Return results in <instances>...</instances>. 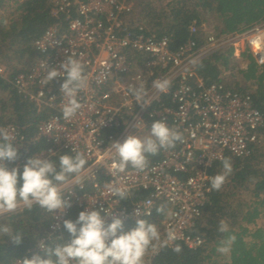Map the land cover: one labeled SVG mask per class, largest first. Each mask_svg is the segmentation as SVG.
Returning <instances> with one entry per match:
<instances>
[{
	"label": "built area",
	"instance_id": "built-area-1",
	"mask_svg": "<svg viewBox=\"0 0 264 264\" xmlns=\"http://www.w3.org/2000/svg\"><path fill=\"white\" fill-rule=\"evenodd\" d=\"M51 3L58 22L35 43L40 58L32 71L19 75L15 83L36 107L50 113L40 124L37 136L48 148L31 157L52 159L61 152L75 155L71 151L75 148L84 153L88 164L82 182L65 188L64 198L72 207L62 216L57 210L59 219L50 213L53 222L40 241L47 247L55 238L65 240L64 244L70 242L65 238L63 221L73 207L81 211L104 208L112 212L104 216L107 223L112 222L113 216L119 217L124 231H130L137 219H151L156 209L163 206L173 215L163 221L161 241L149 250L145 261L150 264L162 248H174L181 242L190 249L202 247L205 240L192 232L210 200L211 178L215 176L211 169L224 158L249 156L253 144H263L260 131L264 116L249 93L228 89L220 82L207 85L198 66L230 47L235 56L236 52L248 53L263 66L264 23L233 35L210 34L202 45L190 40L173 49L168 37L158 38L143 24L132 25L129 18L134 3L130 0ZM190 31L197 32L196 23ZM71 52L85 65L89 85L78 94L83 105L80 112L65 120L62 106L66 101L61 88L56 90L54 82L42 85L41 80L46 75L43 65L58 67ZM0 73L4 74L3 68ZM165 78L171 81L167 93L152 87L154 80ZM141 84L148 93L147 106L136 104L128 91L129 85ZM156 121H164L179 131L183 143L177 142L173 149H161V158L148 164L144 172L131 167L124 173L115 172L113 163L118 157L114 151L106 153L111 143L123 142L129 134L147 137ZM7 128L19 142L17 130ZM26 162L17 160L8 167H19L23 172ZM108 183L126 189L127 200L111 195L105 187ZM142 193L146 196L141 197ZM138 207L142 215L137 217ZM168 227L175 229L178 239L165 243ZM43 253L38 244L26 258L34 254L44 257Z\"/></svg>",
	"mask_w": 264,
	"mask_h": 264
},
{
	"label": "trees",
	"instance_id": "trees-1",
	"mask_svg": "<svg viewBox=\"0 0 264 264\" xmlns=\"http://www.w3.org/2000/svg\"><path fill=\"white\" fill-rule=\"evenodd\" d=\"M130 1L135 2L129 18L132 25L143 24L158 38L168 37L173 49H178L190 40L202 45L210 34L233 35L264 23V0H170L164 7L156 6V0ZM7 3L8 0H0V12ZM16 6L12 15L0 14V68L4 69V74L0 73V124L17 130L18 160H27L48 148V144L43 139H37V136L40 124L50 113L36 107L19 92L15 83L19 75L32 71L40 58L35 43L58 19L52 13L51 0H17ZM4 20L8 21L6 27L2 23ZM194 23L197 32L192 34L190 28ZM205 23L212 26L210 31L205 30ZM241 57L248 62L246 67L238 62L233 47L223 49L199 64V75L207 85L220 82L228 89L249 93L255 107L264 116V65L259 66L248 53H243ZM54 83L58 90L63 80ZM260 137L264 142V127ZM263 145L253 144L250 155L244 158L228 157L233 167L229 175L230 183L224 184L219 191L211 190L209 203L203 208L192 232L205 240L204 245L190 249L184 243H178L182 248L179 254L171 247L162 248L150 264H264V225L250 228L264 217ZM60 154L71 155L68 152ZM58 157L59 154L52 158L57 167ZM160 158V151L155 156L149 155V164ZM222 171V162L211 169L215 175ZM242 187L248 188L254 198L252 206L245 210L232 204L234 191ZM145 196L141 194V197ZM80 212L81 209L73 207L66 219L76 221ZM166 218L156 210L154 217L147 220L162 229ZM4 219L14 229H22L26 236L20 245L9 238H5V242L0 239V264H16V260L29 257L49 232L53 222L51 214L38 206L31 211L18 210ZM229 220L233 221L235 227H228L227 233L219 232V222ZM64 233L67 240L72 239L65 228ZM231 235H235L236 240L227 253L226 261H213L212 254L217 251L220 242ZM63 241L52 239L48 247L54 248L55 243L64 244ZM43 256L47 258L44 253Z\"/></svg>",
	"mask_w": 264,
	"mask_h": 264
},
{
	"label": "clouds",
	"instance_id": "clouds-1",
	"mask_svg": "<svg viewBox=\"0 0 264 264\" xmlns=\"http://www.w3.org/2000/svg\"><path fill=\"white\" fill-rule=\"evenodd\" d=\"M2 23L6 27L8 21L4 20ZM43 67L46 75L41 80L42 85H50L58 79H63L60 91L66 102L62 106V115L65 120L72 119L83 107L78 94L89 85L85 65L71 52L58 67ZM170 86L171 81L166 78L156 79L152 84V87L161 93H167ZM128 91L136 100V104L149 105L145 99L148 93L143 84L139 87L129 85ZM138 126L139 124L136 125ZM183 139V135L170 128L166 122L156 121L151 126L149 136L141 138L129 134L123 142H112L106 153L114 151L118 157L113 163L115 172L124 173L129 167L137 172H144L148 168L149 155L155 156L161 149H173L177 142L183 143ZM71 151L75 155L59 154L58 167L52 159L30 157L21 174L19 167H8L9 163H15L19 159L16 137L9 128L0 126V239L5 242V238H9L16 245L23 242L26 236L24 231L14 229L4 219L18 210L31 211L38 206L59 219L55 214L57 210L62 216L66 209L72 207L71 202L64 198L65 188L69 184L82 182L88 161L83 152L75 148ZM222 165L223 172L211 178L210 191H219L233 171L230 158H224ZM105 187L120 201L127 200L126 189L116 187L114 183H108ZM156 210L165 217L173 215L163 206ZM111 213L104 208L93 210V207H88L79 213L76 221L65 219L64 228L72 237L69 243H55L52 248L40 241L39 246L47 258L34 254L30 259L16 260V264H146L147 253L161 241L158 226L146 219H137L134 228L124 231V222L119 217L113 216L110 224L106 222L104 216ZM135 215H142L139 207ZM228 230V225L220 221L218 231L227 233ZM165 236V243L178 239L173 227L167 228ZM235 240V235L228 236L220 242L217 251L221 254L229 253ZM173 251L179 254L182 248L177 244Z\"/></svg>",
	"mask_w": 264,
	"mask_h": 264
},
{
	"label": "rangeland",
	"instance_id": "rangeland-1",
	"mask_svg": "<svg viewBox=\"0 0 264 264\" xmlns=\"http://www.w3.org/2000/svg\"><path fill=\"white\" fill-rule=\"evenodd\" d=\"M16 1L17 0H8V3L6 5V7H5V9L2 10L0 12V14H2L4 16H9L10 14L12 15V13H14V11H15V9L17 7L16 6ZM169 1L170 0H156L154 3L158 7H164V6H167V4L169 3ZM133 3L135 4V2H133ZM213 20L215 21V19H213ZM211 25H213L212 22H211ZM211 25H209V24L207 25V23H205L204 24L205 30L210 31L212 29V26ZM241 56L242 55L240 53L236 52V57L238 59V62L241 64L242 67H246L248 62L246 60H243ZM262 167H264V160H262ZM229 179L230 178L228 176L227 177V180L225 181L224 184L230 183V180ZM234 193H235V198L232 201L233 206L241 207L244 210L245 209H249L250 206H252V202H253L254 198H253V195H252L251 191L248 188L242 187L240 189L235 190ZM225 223L228 225V227H235L234 226L235 224L233 223L232 220L226 221ZM263 225H264V217H262L261 219H259L257 221L256 225H251L250 228L251 229H254L255 226L256 227H258V226L260 227V226H263ZM159 230L161 232V237H162V235L164 234V227L162 229H159ZM248 240L250 241V239H248ZM212 248L213 247H211V249ZM212 259H213V261H222V262H225L226 259H227V254H221L218 251H215V253L212 254ZM146 264H149V263L146 261Z\"/></svg>",
	"mask_w": 264,
	"mask_h": 264
}]
</instances>
